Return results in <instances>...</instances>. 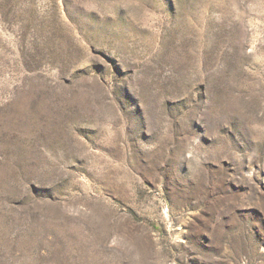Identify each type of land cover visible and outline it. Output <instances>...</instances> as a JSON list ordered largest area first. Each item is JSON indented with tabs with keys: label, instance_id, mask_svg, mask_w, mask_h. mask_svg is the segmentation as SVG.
I'll return each instance as SVG.
<instances>
[{
	"label": "rangeland",
	"instance_id": "374dc122",
	"mask_svg": "<svg viewBox=\"0 0 264 264\" xmlns=\"http://www.w3.org/2000/svg\"><path fill=\"white\" fill-rule=\"evenodd\" d=\"M0 264H264V0H0Z\"/></svg>",
	"mask_w": 264,
	"mask_h": 264
}]
</instances>
